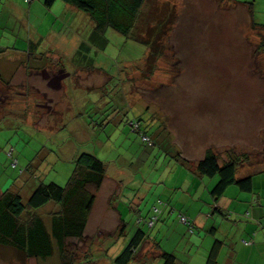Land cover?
<instances>
[{
  "label": "rangeland",
  "instance_id": "1",
  "mask_svg": "<svg viewBox=\"0 0 264 264\" xmlns=\"http://www.w3.org/2000/svg\"><path fill=\"white\" fill-rule=\"evenodd\" d=\"M44 1L0 0V48L4 49L6 57L23 53L30 50V41L36 43L43 37L44 51L40 49L39 52L45 53V66L51 64L55 68L60 61L57 57L61 54V61L73 74L65 76L64 82L70 84L76 79L81 82L82 75L70 69V60L64 54L68 55L78 46L76 37L85 39L89 28L76 26L72 19L74 12L65 9L64 1H56L52 8H48ZM237 1L151 0L156 6L150 7L149 2L145 6L146 12L150 10L156 16L160 11V18L163 13L169 16L171 12L177 16L172 24L164 28V55L153 74L142 71L135 75L146 60L145 46L112 29L104 35L102 45L88 38L76 58L78 62L75 66L92 73L101 71L94 68H101L109 74L110 80L99 89H80L79 93L83 96H79L89 103H85V107L76 103L75 106L83 107L82 116L76 114L80 112L74 108L65 113L62 124L59 121L53 123L50 119L45 126L36 116L34 108L39 109L41 104L46 106V102L50 101L44 92L39 91L38 94L34 88L25 86L24 89H32L29 93H36L38 97H33L31 105L28 103L23 107L14 100L20 89L14 88L13 84L5 87L6 92L0 89L1 97L4 94L9 96L5 98L9 101H0V196L11 189L20 193L27 204L34 191V183L39 185L45 181L65 186L74 171L77 157L83 152L95 153L104 161L107 176L116 182L115 193L114 186L112 190L107 181L97 192L84 239L68 241V253L75 264H114V259L139 229L151 239L148 238L131 264L163 263L158 256L160 251L152 240L159 243L161 251L173 253L179 264H204V251L208 244L203 245L204 235L199 238L198 230L196 235H192L188 226L177 223L180 213H195L192 204H189L191 201L185 200H190L196 186L181 188L183 197L177 206L174 205L170 218L167 216L164 220V214L158 222L153 216L155 227H150L149 220H145L151 215L152 206L160 210L162 201L173 199L167 191L159 195L157 188H161L162 183L168 188L169 184H176L178 176L174 172L170 175L175 166L192 172L190 166L183 163H197L209 149L217 152L222 159H228L230 153H248L257 162L263 158L264 32L253 24L255 20L264 25V0ZM5 4L10 14L5 12ZM74 11L82 14L83 21L90 19L87 13ZM155 18L145 19L146 22L141 21V24L150 22V26H155L159 22ZM28 55L31 56L26 54L13 62L12 76L22 78L24 83H43L44 66L40 65L43 60L38 58L31 63L43 75L34 79L28 75ZM53 76L54 71L51 73ZM132 81L136 82L137 88L127 95L123 89L129 88ZM116 88V98L112 101L116 99V104L104 112V107L100 105L102 98L111 100ZM147 88L146 98L150 99L153 112L135 108L123 113L120 123L110 122L105 127L97 123L114 107L121 109L124 106L117 99L127 102L133 97L131 94ZM82 119L86 123H80L84 122ZM157 119H160V141L153 137L158 131ZM145 135L152 139V145L144 140ZM250 170L240 167V176L253 173ZM216 177L219 180V176ZM213 178L205 176L204 183L198 180L197 197L201 199L202 196V199L194 202L198 210L205 206L203 213L210 210L206 199H211L214 185L208 183ZM27 181L29 186H26ZM152 186L154 189L147 194ZM111 192L115 208L110 210L107 200ZM140 203L143 204L138 207ZM57 209L59 206L51 202L36 213L47 224L51 223ZM122 221L128 224L127 228L123 229ZM190 238L194 240L190 241ZM0 264H61V258L57 251L47 259L26 258L23 252L0 246Z\"/></svg>",
  "mask_w": 264,
  "mask_h": 264
},
{
  "label": "trees",
  "instance_id": "2",
  "mask_svg": "<svg viewBox=\"0 0 264 264\" xmlns=\"http://www.w3.org/2000/svg\"><path fill=\"white\" fill-rule=\"evenodd\" d=\"M56 1L58 0H45L44 3L48 8H52ZM62 1L88 14L94 23V30L90 37L94 42L99 37L104 40V35L108 29H112L133 42L145 46L147 58L144 73L153 74L158 62L164 55V47L162 46L164 28L176 19L175 12H171L169 16L163 13L161 18L160 11L156 16L150 10L146 12L145 6L151 0ZM221 1L238 2L237 0ZM154 2H150V7L156 6ZM250 10L253 17L252 6H250ZM156 11L157 9H155ZM153 17L159 21L157 25L150 26V22L147 25L141 24V21L146 22L147 19ZM253 26L260 27L264 32V25L258 24L255 20ZM262 43L264 48V34ZM96 44L98 43L96 42ZM240 155L230 153L228 159H222L217 152L209 149L205 157L196 164V169L201 175L219 176V181L212 190V195L215 198L218 199L224 195L231 185H237L244 191L252 190L253 175L240 178L237 174L240 167L246 163H252L254 159L248 153ZM186 161L190 162L189 160ZM75 162L74 171L65 186L55 182L46 183L43 181L33 191L27 204L24 203L20 193L11 189H7L1 194L0 246L12 247L23 252L26 258L36 259L50 258L57 251L61 258V264H75L72 256L68 253V241L84 239L89 216L96 201V194L107 177L106 163L94 153L83 152ZM51 202L59 206V211L52 215L51 226L48 227L45 219L37 214L36 210ZM154 209L156 212L154 211L153 216H156L159 209L157 207ZM153 216L150 221H153ZM149 219L150 216L145 222ZM122 222L123 229L127 228L126 222ZM190 231L194 232V224ZM148 238H150L148 234L139 229L126 248L114 259V264H131ZM152 241L155 242L160 251L158 256L162 259V264H179L173 253L161 251L159 243ZM222 245L223 242L216 239L208 256V264H218Z\"/></svg>",
  "mask_w": 264,
  "mask_h": 264
},
{
  "label": "crops",
  "instance_id": "3",
  "mask_svg": "<svg viewBox=\"0 0 264 264\" xmlns=\"http://www.w3.org/2000/svg\"><path fill=\"white\" fill-rule=\"evenodd\" d=\"M18 7L21 8L20 5ZM65 9L74 12L72 19L74 22H76V26L78 28H81L82 26H85L86 29L89 28V34L87 35V33L85 32V36L87 38L85 37V39H83L84 37H82L81 39H78V37H76L75 43L78 41L77 42L79 43L78 46L68 55L64 54L65 58H67L68 56V60H70V64L72 66L70 67V69L74 70L76 74L82 75L83 79H81V82L77 79L73 80V82H71L70 84H66V82H64L65 76H69L73 74L69 73V71L65 67V64H63V62L61 61L63 59L61 57V54H59L58 57L56 56L57 58L60 59V61H58L57 63V66H55V68L57 67L56 69L53 68L51 64L45 66L46 64L45 53L39 52L40 49L44 51L43 43L45 41V38L43 37H41L40 38L41 40L36 43L30 41L29 43L30 50L23 51V53L9 54L6 57L5 54H3L4 49L0 48V89H3L4 92H6L5 87L12 84L14 88L20 89L17 90L14 100H16L15 102L17 103H21L23 107H25L28 103L31 105V101L33 100V97H35L36 99L38 97L36 93L35 94H32V92L29 93V91H32V89L29 90L24 89L25 86L34 88L35 91H38V94H40L39 91L44 92L46 98L50 100L49 103L46 102L47 104L46 106L45 104L39 105V109L34 108V106L33 108L35 109L36 116L41 118V120L39 121L45 123V126L46 123H49L50 119L53 120V123H56L57 121H59L60 123L63 122L64 121L63 117L65 113L73 110L74 108H77L78 112H80L76 114H80L82 116L83 114V112H81L83 108L82 106L85 107L86 106L85 103H89V101H86L85 98L79 96V95L83 96L82 94L79 93L80 89L83 91L84 89L87 90L86 87L90 89H99L110 80L109 74H107L101 68H97V67L94 68L95 70H101V71L98 73L95 72L92 73L90 72L91 70H89V72H86V70L85 71L80 70V68H77L75 66V64L78 62L76 58L78 55H80L81 48L84 47L85 41L92 36V31L94 30L93 28L94 23L92 22L91 19L83 21L84 19L82 17V14L74 11L75 8H73L68 4L65 5ZM5 12H8L10 14V10L7 8L6 4H5ZM103 41L104 40L101 37H99L96 40V42L100 45L103 44ZM26 54L31 55V56L28 55V59H29L28 60L29 64L27 65V70L29 71L28 75H32L34 79H36V77L39 79V76L42 77L44 75L43 76L44 81H41L43 83H38V82L24 83V81L21 80L22 78L12 76V74L14 73L12 72L14 71V66H12L13 62L15 60L21 59L20 57H24ZM38 58H41V60H43L42 63L40 64L44 66L43 75H40V73L42 72L40 70H37L38 67H35V65L32 66L31 64L39 60ZM145 63L146 60L143 63V67L141 66L142 68L136 71L135 73L136 76L138 75V73L142 71L144 73ZM52 71L55 72V76L53 77H51ZM130 78H131V74L128 77V79ZM55 81L58 83H56ZM135 85L136 82L132 81V83L129 84V88L127 89L124 88L123 90L127 91V95H130V92L132 90H136L137 86ZM123 90L121 89L122 94L124 93ZM148 91L149 88L137 91L135 95L131 94L133 97L131 99H128L127 102L121 99H117L120 103L122 104L124 103V106H122L121 109L114 107L112 112L110 111L108 114H106V117L98 120L97 123L101 127L103 126L105 127V125L109 124L110 122L120 123L122 121L121 119L122 114L125 112L128 113L131 109H135V108L147 109L149 112L151 111L153 112V110L150 108L151 107L150 99L148 100V98H146L148 95L147 93ZM75 92H77L76 94L77 97L74 95ZM116 92H117V88L111 94L112 96L111 100L108 99L106 101V99L102 98L101 103L100 101H98V103H100V105L104 107L103 108L104 112L112 104L113 105L116 104V99L114 102H112L114 98H116ZM5 96H6L5 94L4 97H1L0 95V101H2V103L9 101L5 99L9 96L8 95L6 97ZM26 97L28 98V101ZM76 103H79L82 106L79 105L75 106ZM55 105H57V107ZM42 118H44L45 120L44 119L42 120ZM84 119L81 120L84 122H80V123H86ZM153 120L155 121L154 116H153ZM156 121H157L158 131L154 133L153 137H155L158 141H160V119H157ZM78 131L80 130H77L76 132ZM258 162L254 160L252 163H246L241 167V168L248 167V169H251L250 172L253 173H246L245 175L240 176V171L238 170V174H237V176L240 178L248 175H253L252 190L244 191L237 185H231L227 188L224 195H222L218 199L212 195V191H211L210 192L211 199L209 198L206 199L207 204L208 205L210 204V210L207 211L206 213L202 212L205 206H201V210H198L197 209L198 205H196V203L194 202L196 199L199 200L202 199V196L201 199L200 197H197L198 180H200L202 183L205 182V176L203 175L201 176V174L196 169V164L198 162L193 164L187 163L188 165H186V163H183L184 166H190V169L192 170L193 173L190 172V170L188 171L186 168L182 167L183 169H181L179 168L180 166H175V167L173 166L174 170L171 171L172 173H170V175H173L174 172L175 175L178 176V178H175L176 184L174 185L169 184L170 188H168V187H163L165 184L162 183L160 185L161 188H157L159 195H161L162 192L164 193L167 191L166 193H168L173 199L171 198L172 200H169V202L168 201L164 202L160 198V201H162L161 203L162 206L160 207V210L157 211L155 219H158L159 222L160 218L164 214H165L163 218L164 220L167 218V216L170 218L169 215H171V213L174 212V208H175L174 205L177 206L178 202H180V200L183 197L181 188L187 186L188 188H191L192 186H196V190L194 191L193 196L192 197L189 196L190 200L189 198L185 200L186 202L191 201L189 204H192V208H194L195 213L192 211H191L192 213L188 211L187 213H180L179 217L181 214H183L192 220L194 224V232H191L190 231L191 229L186 225H184L187 227L188 230L190 229L189 232L192 235H196L195 233H197L198 231H199L198 235H200L199 238H201V236L204 235L202 238L203 245L204 243H208L204 251V254H206L204 264H208V256L216 239H219L223 242L221 251L218 256V264H264V154L262 160ZM33 170H35L34 166H33ZM218 181H219L218 178L214 176V178L208 183V185L209 184L210 186L214 185L215 187ZM105 182L110 183L112 190H113L112 187L114 186V193L117 191V187H115L116 182L114 179L107 176ZM159 183H161V181ZM24 184L25 183H22V185ZM29 185L30 184L27 181L26 186ZM32 187H33L32 189L35 190L38 187V184L34 183V186ZM153 189L154 187L152 186L147 194H149ZM176 193H178L177 196ZM107 202H108V207H110L109 208L110 210L112 208H115L113 206L114 197L112 192ZM141 204L143 203H140L138 207H141ZM171 204H173L172 209L169 210V206ZM151 210L152 213L150 215L149 221L152 220V216L156 212L153 206ZM58 211L59 209H57V211L55 212ZM120 218L121 217L119 215L118 220H120ZM140 222L141 219L139 217L138 223ZM150 223H148L150 227H155L156 221L154 222L153 225H151ZM177 223L178 224L181 223L179 221V218L177 220ZM47 225L48 227L51 226L50 221L47 223ZM192 239L194 240V238ZM192 239L190 238V241H192Z\"/></svg>",
  "mask_w": 264,
  "mask_h": 264
},
{
  "label": "built area",
  "instance_id": "4",
  "mask_svg": "<svg viewBox=\"0 0 264 264\" xmlns=\"http://www.w3.org/2000/svg\"><path fill=\"white\" fill-rule=\"evenodd\" d=\"M143 138H144L145 141H148L150 145H152V142H151L152 139H150L146 135ZM180 221L184 225L189 226L191 228V230H192L193 222H192V220L189 217H187L186 215H180ZM154 222H155V220L151 221L150 224L153 225Z\"/></svg>",
  "mask_w": 264,
  "mask_h": 264
}]
</instances>
